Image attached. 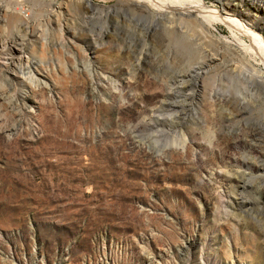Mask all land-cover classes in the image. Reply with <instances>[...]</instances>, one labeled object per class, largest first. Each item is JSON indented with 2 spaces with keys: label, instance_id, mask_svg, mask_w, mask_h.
Returning <instances> with one entry per match:
<instances>
[{
  "label": "rangeland",
  "instance_id": "obj_1",
  "mask_svg": "<svg viewBox=\"0 0 264 264\" xmlns=\"http://www.w3.org/2000/svg\"><path fill=\"white\" fill-rule=\"evenodd\" d=\"M148 6L0 0V264H264V85L216 94L202 17Z\"/></svg>",
  "mask_w": 264,
  "mask_h": 264
},
{
  "label": "bare ground",
  "instance_id": "obj_2",
  "mask_svg": "<svg viewBox=\"0 0 264 264\" xmlns=\"http://www.w3.org/2000/svg\"><path fill=\"white\" fill-rule=\"evenodd\" d=\"M141 3H146L151 16L157 14H163L171 9H180L183 11H189L196 13L200 17L201 32L204 34L199 37V33L194 29V25L191 27V31L200 38H206L203 43L204 55L203 61L199 63L198 69L193 70V73L197 74V77H202L203 79L211 78L215 76L217 81L215 83V92L218 94L221 89H235L243 86L250 87L254 84H263L264 85V0H237V9L233 11L235 13L231 17H224L222 13L214 9H208L202 6H195L188 4L186 0H137ZM240 7V8H239ZM141 13V16H145V11L138 10ZM250 12H253L252 16H248ZM244 13V14H243ZM244 17L246 20L253 18L255 23L253 25L245 23L241 18ZM218 21L228 27L235 36L234 43H243L244 40H249L250 45L246 50H243L241 47H235L233 41L225 42L215 38L212 26H209L210 22ZM192 32V33H193ZM260 33V34H259ZM172 45L176 46L180 51H184L189 55L193 56L196 54L197 42L189 37L177 36L175 34L170 35ZM232 43V45H231ZM236 45V44H235ZM234 47L236 49H234ZM219 51L221 54L219 55ZM234 65H238L237 71L232 69ZM192 74V72H191ZM194 74V75H196ZM229 76L226 81V77ZM225 77V78H224ZM253 88V87H252ZM255 89V88H254ZM222 92V91H221ZM234 93V92H231ZM60 103H67L69 96L63 95ZM195 96V95H193ZM193 96L186 95L183 103L187 99H193ZM196 98V97H194ZM229 101L238 104L235 94L232 95V98ZM59 103V104H60ZM177 105H170L171 107ZM179 110L178 108L176 111ZM263 117V116H262ZM261 119V123L264 124V117ZM258 125L254 124V127L251 129V132L257 128ZM262 127V126H261ZM264 127V126H263ZM259 128V127H258ZM257 128V129H258ZM262 173H264V164L262 165ZM264 178V177H263ZM264 184V179L261 181Z\"/></svg>",
  "mask_w": 264,
  "mask_h": 264
}]
</instances>
